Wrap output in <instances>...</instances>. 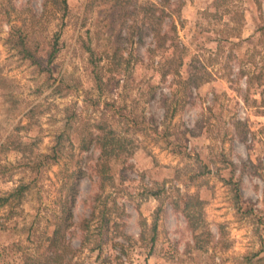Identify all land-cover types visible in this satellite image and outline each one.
<instances>
[{
	"label": "rangeland",
	"instance_id": "1",
	"mask_svg": "<svg viewBox=\"0 0 264 264\" xmlns=\"http://www.w3.org/2000/svg\"><path fill=\"white\" fill-rule=\"evenodd\" d=\"M62 1L0 0V197L25 187L0 207V264H264V89L245 93L229 42L215 54L225 28L256 35L264 0H171L176 78L149 56V0ZM201 63L213 78L184 83ZM109 130L124 149L101 179ZM104 204L116 226L84 231Z\"/></svg>",
	"mask_w": 264,
	"mask_h": 264
},
{
	"label": "trees",
	"instance_id": "2",
	"mask_svg": "<svg viewBox=\"0 0 264 264\" xmlns=\"http://www.w3.org/2000/svg\"><path fill=\"white\" fill-rule=\"evenodd\" d=\"M225 1V0H223ZM65 7V0L62 1ZM171 5V0H149L148 6L145 11L148 14L149 19V38L151 39V48H149V56L152 58V61L155 63L154 70L160 74L161 77L173 76L174 78L180 77V68L183 66V48L180 49L178 42L174 41V38L170 37V32L166 31L164 27L166 26V19L170 18L169 7ZM63 7V8H64ZM143 7L139 6V9L144 10ZM236 28L231 27L230 32L228 33V28L221 30L217 35V47L215 49V54L218 56L219 52L225 48L224 43L229 42L230 51L228 58H235L237 62L238 75L245 78L244 88L245 93L249 94L251 90L264 89V64L260 65L256 63V58L260 57L264 60V19L263 16L259 19V26L256 30V35L251 36L245 40L239 39L237 33H233ZM234 34V36H232ZM232 38L239 40L236 43H232ZM248 42L245 45V51L241 53L240 47L241 43ZM223 44V45H222ZM21 53L23 57L34 61L32 51L28 49L24 42L20 43ZM232 46V48H231ZM170 49H173L171 54L168 53ZM87 52H90L93 56V51L88 49ZM52 53L50 58H52ZM159 57V61L154 59ZM233 60V59H232ZM229 64H225L223 68L229 69ZM213 65H208L207 63H201L200 67H191V73L184 80V83H188L190 86L197 88L200 85L209 82L214 75ZM222 79H225L226 82L232 86L231 77L224 74ZM98 79V77H97ZM239 90V89H235ZM263 92V91H262ZM243 102L245 105L249 104L248 97H244ZM255 103L256 101L253 100ZM260 107L264 109V97L260 100ZM63 139V133L57 138V143L55 147H59L61 140ZM95 143L99 149L98 163L97 167L99 168L98 174L101 179L107 176L108 164L111 160L119 158L124 149V144L120 138L116 137L112 130H109L107 134L96 135L94 139ZM58 159V157H56ZM234 190L236 191L237 184L233 183ZM24 186L16 188L11 193L7 194L5 197H0V207L7 205L9 202L16 201L23 196ZM69 191H72V202L76 193V185L72 183L68 188ZM199 203V201H198ZM64 215L59 217L54 224L52 230V236L50 237V245L53 247L56 245L58 237L62 229L67 227V222L72 219L71 206L64 209ZM188 222L192 228V231L197 230V225L192 223L189 213H185ZM191 220V221H190ZM83 230L89 232L91 228V223H94V227L98 228L100 232L113 230V226H116V220L114 219L113 212L109 211V208L106 204L103 205V209L97 213L96 216L91 215V217L85 220ZM98 225V226H97ZM155 230V226H154ZM94 231V229H93ZM91 231V232H93ZM197 233H194V238H196ZM155 243V233L149 239L150 250L153 248Z\"/></svg>",
	"mask_w": 264,
	"mask_h": 264
}]
</instances>
